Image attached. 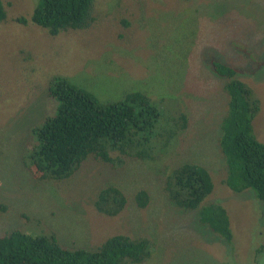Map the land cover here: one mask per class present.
Masks as SVG:
<instances>
[{"label": "rangeland", "instance_id": "374dc122", "mask_svg": "<svg viewBox=\"0 0 264 264\" xmlns=\"http://www.w3.org/2000/svg\"><path fill=\"white\" fill-rule=\"evenodd\" d=\"M2 1L0 203L7 212L0 217V235L19 229L38 236L44 226L70 248L127 234L150 239L151 257L142 264H264V204L251 189L234 193L222 184L226 167L219 141L228 96L226 79L211 66L219 61L235 67L237 78L253 88L260 99L253 129L264 143V0H94L88 29L54 37L30 21H15L29 19L37 0ZM54 75L101 101L142 91L161 109L180 106L188 127L155 160L127 159L114 169L89 158L68 180H34L24 156L32 127L55 113L56 102L48 96ZM186 162L210 172L214 190L204 204L227 210L231 242L199 224L198 211L166 198L164 169ZM108 185L129 198L114 217L93 205ZM141 189L149 195L143 209L133 201Z\"/></svg>", "mask_w": 264, "mask_h": 264}, {"label": "trees", "instance_id": "16d2710c", "mask_svg": "<svg viewBox=\"0 0 264 264\" xmlns=\"http://www.w3.org/2000/svg\"><path fill=\"white\" fill-rule=\"evenodd\" d=\"M37 1L29 19L22 16L15 21L24 26L30 21L52 37L88 29L94 22V0ZM4 6L0 0V23L6 20ZM211 66L226 79L223 90L228 96L219 141L226 167L222 184L234 193L251 189L264 204V143L253 129L260 99L251 86L237 78L235 67L219 61H212ZM48 96L56 102L55 113L32 127L24 156L26 169L37 181L68 180L89 158L114 169L122 168L127 159L155 160L188 127V117L180 106L178 110L161 109L142 91L101 101L66 76L54 75L48 83ZM163 174V192L169 202L180 209L198 211L199 224L224 241H232L227 210L218 203L204 204L214 190L205 167L186 162L167 166ZM133 201L138 208L147 207V191L138 190ZM128 202L121 188L108 185L97 192L93 205L99 214L114 217ZM6 212L7 205L0 203V217ZM23 218L30 219L27 215ZM43 228L38 236L19 229L0 235V264H142L151 257L152 243L145 236L114 234L92 247L69 248L55 232Z\"/></svg>", "mask_w": 264, "mask_h": 264}]
</instances>
